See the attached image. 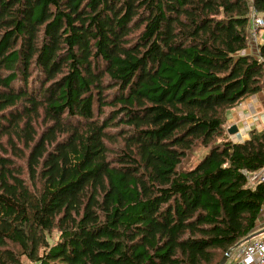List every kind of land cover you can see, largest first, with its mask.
Listing matches in <instances>:
<instances>
[{
    "label": "trees",
    "instance_id": "trees-1",
    "mask_svg": "<svg viewBox=\"0 0 264 264\" xmlns=\"http://www.w3.org/2000/svg\"><path fill=\"white\" fill-rule=\"evenodd\" d=\"M253 11L264 0H0V264H219L248 237L264 131L225 126L264 89Z\"/></svg>",
    "mask_w": 264,
    "mask_h": 264
},
{
    "label": "built area",
    "instance_id": "built-area-1",
    "mask_svg": "<svg viewBox=\"0 0 264 264\" xmlns=\"http://www.w3.org/2000/svg\"><path fill=\"white\" fill-rule=\"evenodd\" d=\"M251 22L250 42L253 41L261 44L259 43L261 41H259L258 33L264 27V16L258 15L253 11ZM258 52L259 45L257 54ZM252 125L255 126L254 123ZM248 130L252 131V126H249ZM243 173L250 187L254 188L259 183L264 184V166L255 172L243 169ZM250 235L251 237L248 240L239 244L236 243L230 248L229 257L224 264H264V202L261 207L257 226Z\"/></svg>",
    "mask_w": 264,
    "mask_h": 264
},
{
    "label": "rangeland",
    "instance_id": "rangeland-1",
    "mask_svg": "<svg viewBox=\"0 0 264 264\" xmlns=\"http://www.w3.org/2000/svg\"><path fill=\"white\" fill-rule=\"evenodd\" d=\"M251 24H252V22H251ZM258 37L260 38L259 39V41H261V42H259V43H262L263 41L261 40V38L262 39H264V27H262L261 29H260V31H259V33H258ZM258 45H260V44H258V43H256V42H250L249 43V48L246 50L247 52H257L258 51ZM262 91H264V89L262 90ZM262 95H264L263 94V92H260ZM251 97V96H250ZM250 97H248L247 99H244L243 101H241L242 102V104L241 105H239V107L240 106H243V107H245L246 105L245 104H247L246 103V100H251V98ZM240 102V103H241ZM244 102V103H243ZM237 106V105H236ZM233 113H235L236 115H237V112L236 111H233V108L231 109V110H229V112H228V120H227V124H226V126H225V131H226V134L229 136V138H231V137H234L235 138V136L237 135L238 137L239 136H241V134H242V132L240 131L238 134H230V133H228V127H230V125H232V124H236L237 125V127L239 126H241V120H239L238 119V117L239 116H237V117H234V114ZM248 115L249 116H252V117H256V121H255V129H253L252 131H258V132H261V131H264V105H260V107H254L253 109H251V111H249V113H248ZM234 118V119H233ZM254 127V125H252V128ZM248 133H249V131L248 130H246ZM251 131V132H252ZM251 132H250V134H251ZM236 136V137H237ZM236 139V138H235ZM196 150V149H195ZM195 152V151H194ZM207 152V149L206 148H203V147H200V148H198L197 150H196V152H195V154H194V156L192 157V160H191V163L193 164V165H195L199 160H200V158L201 157H203L204 155H205V153Z\"/></svg>",
    "mask_w": 264,
    "mask_h": 264
},
{
    "label": "crops",
    "instance_id": "crops-1",
    "mask_svg": "<svg viewBox=\"0 0 264 264\" xmlns=\"http://www.w3.org/2000/svg\"><path fill=\"white\" fill-rule=\"evenodd\" d=\"M261 40L264 42V39L261 38ZM251 53L257 54V52H253V51ZM261 92H263V94H264V91H261ZM250 98H251V100H246L247 104H245L246 105L245 107H243V106L239 107V105L242 104V102H241V103H239V105H237L233 108V111L237 112V115L235 113H233L234 117L239 116L238 119L241 120V126L240 127L238 126V129L242 132L241 136H239V137L237 135H236L237 137L235 136L236 139L234 137L230 138L233 142H242V141H244L250 137L251 131H249L248 128H249V126H252L253 123L255 124L256 117L249 116L248 113L254 107H257V106L260 107L261 104L264 105V95H262L260 92L255 94V95H252ZM232 125H236V124H232ZM253 129H255V126L252 128V130ZM246 130H248L249 133Z\"/></svg>",
    "mask_w": 264,
    "mask_h": 264
},
{
    "label": "water",
    "instance_id": "water-1",
    "mask_svg": "<svg viewBox=\"0 0 264 264\" xmlns=\"http://www.w3.org/2000/svg\"><path fill=\"white\" fill-rule=\"evenodd\" d=\"M238 130H239V129H238L237 125H231V126L228 128V133H230V134H235V133L238 132ZM250 237H251V235H249L248 237H246L243 241L248 240ZM243 241H241V242H243ZM241 242H238L237 244H239V243H241ZM229 252H230V249L225 253L224 257L221 259V261H220L219 264H224V263L227 261V259H228V257H229Z\"/></svg>",
    "mask_w": 264,
    "mask_h": 264
}]
</instances>
